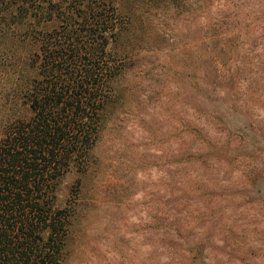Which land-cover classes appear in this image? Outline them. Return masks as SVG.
I'll return each mask as SVG.
<instances>
[{"label":"rangeland","instance_id":"374dc122","mask_svg":"<svg viewBox=\"0 0 264 264\" xmlns=\"http://www.w3.org/2000/svg\"><path fill=\"white\" fill-rule=\"evenodd\" d=\"M117 10L114 102L56 191L63 264H264V0Z\"/></svg>","mask_w":264,"mask_h":264},{"label":"trees","instance_id":"16d2710c","mask_svg":"<svg viewBox=\"0 0 264 264\" xmlns=\"http://www.w3.org/2000/svg\"><path fill=\"white\" fill-rule=\"evenodd\" d=\"M118 2L0 0V264H63L56 191L88 168L114 102Z\"/></svg>","mask_w":264,"mask_h":264}]
</instances>
